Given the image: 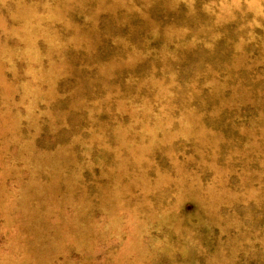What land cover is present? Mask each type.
Segmentation results:
<instances>
[{
	"label": "rangeland",
	"instance_id": "1",
	"mask_svg": "<svg viewBox=\"0 0 264 264\" xmlns=\"http://www.w3.org/2000/svg\"><path fill=\"white\" fill-rule=\"evenodd\" d=\"M0 264H264V0H0Z\"/></svg>",
	"mask_w": 264,
	"mask_h": 264
}]
</instances>
